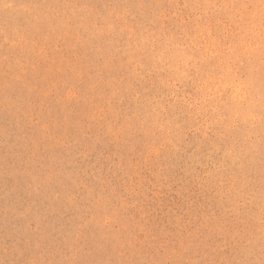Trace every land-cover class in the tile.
<instances>
[{
	"label": "rangeland",
	"instance_id": "1",
	"mask_svg": "<svg viewBox=\"0 0 264 264\" xmlns=\"http://www.w3.org/2000/svg\"><path fill=\"white\" fill-rule=\"evenodd\" d=\"M0 264H264V0H0Z\"/></svg>",
	"mask_w": 264,
	"mask_h": 264
}]
</instances>
